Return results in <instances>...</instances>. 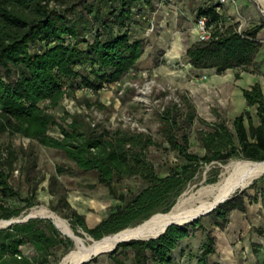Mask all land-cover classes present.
<instances>
[{
    "label": "trees",
    "instance_id": "16d2710c",
    "mask_svg": "<svg viewBox=\"0 0 264 264\" xmlns=\"http://www.w3.org/2000/svg\"><path fill=\"white\" fill-rule=\"evenodd\" d=\"M222 8L219 2L198 8L196 19L208 18L211 35L186 49L188 66L194 71L213 70L217 75L228 70L259 71L261 64L256 58L262 42L258 34L264 22L239 31L240 23L227 20ZM153 10V0H0V199L19 198L25 203L7 206L0 202V220L18 217L37 202V187L23 198L10 183L18 154L11 142H3L5 135L59 152L66 163L56 166L57 174L91 173L98 185L120 201L108 217L89 228L84 217L54 188L61 186L57 177L50 179L51 194H61L59 203L67 211L64 217L94 239L136 226L155 213L168 212L202 164L236 158L264 161V94L259 83L242 90L247 106L256 108V122L249 110L234 117L231 126L223 119L214 123L200 120L208 126L197 132L202 155L190 151V129L196 121L192 104L186 102V113L176 104L166 107L159 115L162 142L178 153L182 163L164 176L150 158V148L157 146L151 135L101 125L92 128L79 115L64 111L58 116L51 111L65 96H73L66 86L68 80L75 83L79 78L83 85L99 91L104 83L122 79L144 54L143 37L151 26L148 14ZM235 78H240L239 72ZM54 128L57 135L50 134ZM133 178L144 185L126 198L120 186ZM263 184L264 175L220 204L211 214L213 224L223 227L233 211L245 213L246 201L251 199L247 189L262 195ZM195 226L202 228L200 221L173 225L155 240L124 242L108 255L116 264H127L116 254L131 249L133 264H176L177 252L183 255L181 243ZM259 234L264 238L263 230ZM215 244L208 233L196 256L197 264H221L209 260L217 252ZM25 245L32 247L33 256L22 251ZM72 246L49 219L0 228V264H47L54 249L63 247L67 252ZM258 247L264 264V246Z\"/></svg>",
    "mask_w": 264,
    "mask_h": 264
},
{
    "label": "rangeland",
    "instance_id": "374dc122",
    "mask_svg": "<svg viewBox=\"0 0 264 264\" xmlns=\"http://www.w3.org/2000/svg\"><path fill=\"white\" fill-rule=\"evenodd\" d=\"M202 2L203 0H154V10L148 14L151 26L143 37L145 51L137 64L122 79L104 83L99 91L83 85L79 78L75 83L68 80L66 86L73 90V96H65L61 105L51 111L58 116H62L64 111L79 115L92 128L101 125L111 130L121 128L151 135L157 146L150 148V158L157 172L164 176L182 161L176 151L162 142L159 115L173 104L178 105L184 113L189 112L186 105L188 101L194 107L196 115L195 124L190 129V151L202 155L204 150L197 139V132L208 126L200 120L214 123L223 119L231 126L233 118L247 109L242 90L256 82L261 84L260 76L242 75L244 72L237 70L240 73L239 79L234 77L232 71H226L220 77L226 83L214 85L211 84L213 78H216L213 70L197 73L187 66L184 50L190 43L198 41L196 14ZM231 9L232 15L229 13ZM248 10H252L255 16L244 21V13ZM225 13V18L229 21L241 20L242 29L250 27L264 22V0H235ZM50 134L57 135L58 129L54 128ZM3 142H11L18 154L10 183L23 198L30 196L34 192L33 188L37 187V202L12 220H22L33 209L42 206L64 217L67 211L59 203L62 194L71 208L84 217L86 225L93 228L108 217L113 206L120 204V201L112 198L107 188L97 184L91 173L57 174L56 166L66 163L59 152L18 136L5 135ZM236 160L245 159L236 158L198 166L174 206L181 198H187L203 187L219 183L227 175L223 166ZM53 176L57 177V182L61 185L58 188L54 186L60 191L59 195L50 192V179ZM143 185L138 179H129L120 186V191L126 198H130ZM239 192L237 190L232 197ZM247 192L251 199L246 201V212L233 211L225 226H215L210 213L198 220L202 228H189V237L181 243L183 255L177 252L176 264H197L196 256L200 254V247L208 233L215 238L217 251L209 258L210 262L262 264V250L258 245L264 246V238L259 234V230L264 231V193L260 195L256 189H247ZM255 196L257 199L252 200ZM0 202L7 206L25 204L19 198L4 201L0 199ZM65 219L86 241L92 237L82 227L73 225L70 219ZM72 248L74 243L70 249ZM22 251L29 256L35 254L30 245L23 246ZM67 252L63 247L54 249L47 257V264H59ZM116 256L127 264H133L131 249L125 253L119 252ZM87 264L116 263L107 253L93 258Z\"/></svg>",
    "mask_w": 264,
    "mask_h": 264
},
{
    "label": "bare ground",
    "instance_id": "6f19581e",
    "mask_svg": "<svg viewBox=\"0 0 264 264\" xmlns=\"http://www.w3.org/2000/svg\"><path fill=\"white\" fill-rule=\"evenodd\" d=\"M223 167L227 175L219 183L203 187V189L200 188L201 190L197 193L187 198H181L168 212L153 214L151 217L138 224L141 225V227L136 230L132 229L138 225L127 227L116 233L103 236L100 239L90 237L88 241H86L83 236L72 228L64 217L45 206L35 208L29 214L50 218L65 236L71 238L74 243V248L66 253L59 264H80L83 259L89 258L99 251L112 249L121 239H126L141 232H159L171 222H182L191 219L205 210L212 208L219 201H222L235 191L243 188L264 172V162L253 160H236L229 162ZM8 221L9 220H0V226H6Z\"/></svg>",
    "mask_w": 264,
    "mask_h": 264
},
{
    "label": "water",
    "instance_id": "95a60500",
    "mask_svg": "<svg viewBox=\"0 0 264 264\" xmlns=\"http://www.w3.org/2000/svg\"><path fill=\"white\" fill-rule=\"evenodd\" d=\"M260 162H264V161H260ZM263 175H264V172H263L261 175H259L257 178H255L254 180H252L250 183H248L246 186H244L243 188H240L239 191L241 192V191H243L244 189L248 188L249 186H251V185L253 184V182H254L256 179L260 178V177L263 176ZM235 192H236V191H235ZM235 192H234V193H235ZM234 193H233V194H234ZM233 194H232V195H233ZM232 195H230L229 197H226V198L223 199L222 201H219V202H218L215 206H213L212 208H210V209H208V210H205L204 212L198 214L197 216H195V217H193V218H191V219L184 220V221H182V222H171V223L167 224V226H166L162 231L155 232V233H153V232H152V233H151V232H146V233H143V232H141V233L136 232V233H139V234H137V235H133V236H130V237L126 238V239H121V240H119V241L114 245V247H113L112 249L105 250V251H99V252H97L96 254H94L93 256H90L89 258L83 259V260L80 262V264H86V263L90 262L93 258H95V257H97V256H99V255H101V254H107V253H110V252L114 251V250L117 248V246H118L119 244H121V243H124V242H130V241H133V240H143V241L155 240V239L159 238L160 236H162V235L168 230V228H170V227L173 226V225H177V226H181V227H183V226H186V225H190V224H192V223H195V222H197L200 218H202L203 216L212 213V212H213V211H214V210H215L220 204H222V203H224L225 201L229 200V199L232 197ZM36 218H43V219H49V220H51V219L48 218V217L36 216V215L28 214V215H27L26 217H24V219H22V220H12V219L9 220L8 223H7V225L4 226V227L11 226L12 224H15V223L26 222V221H28V220H30V219H36ZM51 222H52V223L54 224V226L59 230V228L56 226V224L54 223V221L51 220ZM4 227H1V226H0V228H4ZM140 227H141V225H138V226H136L135 228H133L132 230H136V229H138V228H140ZM59 231H60V230H59ZM60 232H61V231H60ZM61 233H62V232H61ZM62 234L65 235L64 233H62ZM66 237L69 238V239L71 240L70 237H68V236H66ZM71 241H72V240H71Z\"/></svg>",
    "mask_w": 264,
    "mask_h": 264
},
{
    "label": "crops",
    "instance_id": "0c3cea01",
    "mask_svg": "<svg viewBox=\"0 0 264 264\" xmlns=\"http://www.w3.org/2000/svg\"><path fill=\"white\" fill-rule=\"evenodd\" d=\"M154 1V0H153ZM217 2H218V0H203V2L201 3V6L200 7H207V6H210L211 4H217ZM172 8H175V6H171ZM227 7L228 6H226V7H223L222 8V10H221V14L224 16V17H226L225 15H227L226 13H225V10L227 9ZM251 8V7H250ZM249 11V10H248ZM248 11H245V13H244V15H245V17H246V20H244V21H248V17H252L254 14H252V10H250L249 12ZM225 13V14H224ZM228 13V12H227ZM229 13L232 15V9L231 10H229ZM255 16V15H254ZM253 19V18H252ZM255 19V18H254ZM227 20H228V18H227ZM230 21H232V20H230ZM244 21H243V23H244ZM235 22H239L240 24H242V21L241 20H239V19H236L235 20ZM258 24V23H257ZM258 39L262 42V48H261V50H260V52H259V54H258V56H257V58H256V61L258 62V63H260L261 64V67H260V69H259V71H257V72H244V73H242V75L244 74H247V75H256V76H260L261 77V87H262V91H263V94H264V28L259 32V34H258ZM193 43V42H192ZM192 43H190L189 45H187L186 46V48H185V50H184V53H185V51H186V49L192 44ZM149 63V62H148ZM188 66V65H187ZM189 67V66H188ZM207 71H210V70H202V71H195V72H197V73H206ZM228 71H232L233 72V75H235V73H236V70H228ZM216 76V78H213V80H212V82H211V84H214V85H220V84H222V83H226V82H224V80H222L220 77L222 76V75H215ZM218 77V78H217ZM235 77V76H234ZM237 82V80L235 81V83ZM256 83H258V82H256ZM244 100H245V98H244ZM245 105H246V107H247V109L246 110H249L250 111V113H251V116H252V118H253V120H254V122H256L257 121V118H256V108L255 107H248L247 106V103H246V100H245ZM240 115V114H239ZM236 116H238V115H236ZM235 116V117H236ZM224 263V262H223ZM223 263H221V264H223Z\"/></svg>",
    "mask_w": 264,
    "mask_h": 264
},
{
    "label": "built area",
    "instance_id": "2783aa9c",
    "mask_svg": "<svg viewBox=\"0 0 264 264\" xmlns=\"http://www.w3.org/2000/svg\"><path fill=\"white\" fill-rule=\"evenodd\" d=\"M221 7L229 6L235 3V0H218ZM212 27L208 23V18L206 16H201L196 19V30L198 34L199 41H206L210 38ZM238 30H242V25H239Z\"/></svg>",
    "mask_w": 264,
    "mask_h": 264
}]
</instances>
